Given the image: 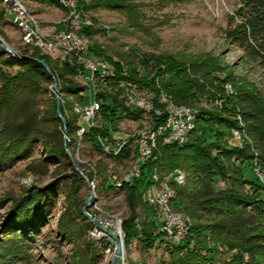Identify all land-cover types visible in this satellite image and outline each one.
<instances>
[{"label": "rangeland", "instance_id": "374dc122", "mask_svg": "<svg viewBox=\"0 0 264 264\" xmlns=\"http://www.w3.org/2000/svg\"><path fill=\"white\" fill-rule=\"evenodd\" d=\"M22 1L29 12L36 17L40 33L45 39H50L61 30H67L68 26L63 24L67 18L66 9L41 1ZM118 1L125 6L123 9L95 7L90 11L85 10L84 7L93 3L79 4L87 16L92 18L94 29L99 30L97 35L90 38V44L99 45L111 56L113 62L119 60L132 62L139 78L143 79H150L155 75L153 69L149 70L137 65L138 60L145 57L172 58L177 62L185 63L203 61L218 66L220 70L212 73L210 78L212 84L208 85L204 95L200 94L188 103L190 106L174 104L165 93L161 92L157 96L149 88L137 85L126 88L120 99L124 100L129 112L137 115L118 111L117 119L109 123L97 114L90 119L83 116L82 110L89 105L92 96L89 87L79 76L77 82L88 89L87 93H82L87 103H84V100L78 102L77 99L62 94L56 73L45 64L46 71L52 78V84L42 85L36 97L37 107L33 114L26 109L7 111L0 107V132L7 118L17 119L30 126L34 124L32 122L34 115L36 118L34 126L39 133H37L38 139L34 143H29L23 156L13 163L7 162L0 167V238H3L10 228L7 221L11 219V209L17 200L29 196L31 190L34 192L39 190L40 192L36 194L42 195L45 203L41 209L42 218H33L35 228L29 229V225L25 224L27 233L23 238L27 243L25 246L27 252L23 259L15 262L16 264H111L116 248L111 234L117 236L122 244L119 264H175L171 261L169 252L185 245L192 226L196 224L184 205L179 202L176 188L194 182L199 176L191 175L184 168H177L172 173H161L155 169L151 175H148L149 186L144 187L143 198L138 201L134 213L138 215L137 224L140 231L145 229L150 232L154 229L156 234H161V237L152 250L145 249L137 240L126 246L123 223L133 215V210L129 202L131 191L126 190L125 186L132 185L143 177L142 165H137L138 132L164 124L168 110L176 106L192 109L195 125L190 133L196 129L197 119L202 111L219 112L223 116H228L226 110H232V118L239 128L232 129L225 140L234 147H242L245 143L252 144L244 130L245 123L239 109H233L227 101L228 97L236 94L235 87L232 83H223L231 76L237 86L254 83L264 90L263 69L236 38L240 26L249 17L247 0ZM11 19L3 0L0 3V38L9 48L19 54L26 52L31 54L33 48L27 47L31 46L43 51L44 54H49L39 43L24 44L22 32L7 22ZM35 45L43 48L40 49ZM0 46L2 47L1 44ZM4 52L7 56H14ZM49 56L52 58L51 64L54 69L55 64L60 68L64 64L78 65L76 60L71 58L64 60L51 54ZM97 57L95 58L103 60ZM107 62L112 64L110 61ZM126 70L127 68L124 67L125 73H128ZM8 71L15 73L18 69H8ZM160 78L165 79L164 75ZM55 83L57 90L54 89ZM99 90L98 87V92ZM140 96L152 103L153 110L147 111L134 104ZM71 100H75V103L72 106L67 105ZM157 103L161 107L157 106ZM156 112L160 114L157 115ZM162 117L165 118L164 122L157 123L156 120ZM68 123H75L73 130L69 129ZM104 126L111 133L108 140L90 132L91 129ZM236 130L240 131V139L236 138L234 133ZM88 132L89 136L86 135ZM93 137L96 141H91ZM163 139H158L155 151L160 144L172 145L166 144ZM46 140L48 144L45 143ZM185 143L177 145L183 146ZM58 145L62 149L60 152L56 151L55 157H52L50 152L56 150ZM125 149L130 151L128 158H118ZM238 167L241 178L249 182L243 188L244 193L264 203V163L258 157H254L247 163H238ZM75 175L82 179V184L72 189V177ZM181 176L183 183L178 182ZM106 183L112 184L114 188L109 190ZM215 187L220 190L232 189L233 185L231 180L217 179ZM167 188L172 195L170 202L173 203L172 206L171 203L169 205L171 211L180 215L187 223L185 232L180 238H173L161 232L164 215L158 205L152 201V195L156 191ZM45 198L49 201L45 202ZM251 212L255 218L252 228L256 232H262L264 212L253 210ZM68 214L74 217L75 226L65 233L60 222L67 220ZM152 222L157 228L152 227ZM108 245L109 249L106 247ZM210 246L211 250L204 254L210 253V258H213L212 264H238L239 259L238 262H233L234 257L239 254L237 250L228 252L226 247L217 243H212ZM247 258L248 256H245V260Z\"/></svg>", "mask_w": 264, "mask_h": 264}, {"label": "trees", "instance_id": "16d2710c", "mask_svg": "<svg viewBox=\"0 0 264 264\" xmlns=\"http://www.w3.org/2000/svg\"><path fill=\"white\" fill-rule=\"evenodd\" d=\"M34 1L59 6L57 0ZM117 1L94 0L92 5L85 6L84 9L90 11L95 7L123 9L125 6ZM2 2L3 0H0V3ZM246 5L249 8V17L240 26L236 38L264 71V0H247ZM7 22L12 24L10 20ZM98 33L99 30L91 27L83 29L79 34L90 39ZM27 47L33 48L32 53L21 54L42 60L48 65L56 73L62 94L71 96L78 102L84 100V103H87L82 94L86 93L87 88L76 80L78 76L81 78L86 72L74 54L65 57L64 60L74 59L80 67L76 64L73 66L64 64L60 68L55 64L54 69L49 54H44L43 51L35 47ZM87 51L90 56H98L97 58L112 63L110 75L105 80H99L100 90L96 94V100L100 106V110L96 114L109 123L117 119L118 111L137 115V113L129 112L124 105V100L120 99V95L126 88L133 85L149 88L157 96L161 92L165 93L174 104L189 105L188 103L196 99L197 96L205 94L208 85L212 84L210 79L212 73L220 70L218 66L203 61L185 63L177 62L172 58L145 57L138 60L137 65L145 69H153L155 75L150 79H143L139 78L137 69L132 62L122 60L113 62L111 56L96 43L90 44ZM124 67L127 68L128 73H125ZM16 68L18 71L15 73L8 71V69ZM162 75L165 77L164 80L159 79ZM223 83H232L235 87L236 94L228 97L227 101L233 109H239L245 123L244 130L252 144L245 143L242 147H234L228 143V140H225L232 129L239 128L237 122L232 118V110H226L228 116H223L219 112L202 111L197 119L196 129L190 133L185 145L160 144L152 156L142 164L143 177L132 185L125 186L126 190L131 191L129 202L133 210V215L125 219L123 223L126 246L137 240L142 247L152 250L155 248L158 238L161 237V234H156L154 229L150 232L145 229L140 231L137 224L138 215L134 213L138 201L143 198L144 187L149 186L148 175H151L155 169L161 173H172L177 168H184L191 175L199 176L194 182L176 188L179 202L184 205L185 210L196 224L192 226L185 245L176 247L169 252L171 261L175 264H212L213 258H210V253L208 255L204 253L211 250L210 244L217 243L226 247L228 252L234 250L239 252L234 257V263L239 259L238 264H264V226L262 232H256L252 228L255 218L251 212V210L264 212V203L254 200L250 195L244 193L243 188L249 182L241 178V171L238 167V163H247L254 157H258L264 163V90L254 83L237 86L235 79L231 76ZM51 84L52 78L39 63L28 58L7 56L0 46V107L7 111H18V108H21V111L26 109L33 114L37 107L36 97L41 91L42 85ZM74 101L67 102V105L72 106ZM157 106L161 107L158 103ZM164 119L162 117L156 122L162 123ZM32 122L34 124L29 126L17 119L7 118L4 120L3 129L0 132V167L7 162L13 163L19 159L23 156L29 143H34L38 139L37 128L34 126L36 123L34 115ZM73 125L75 123H68L69 129L73 130L75 127ZM90 132L95 136L99 134L105 140L111 137L109 129L105 126L96 127ZM86 135L89 136V132ZM57 141L59 144L60 140ZM91 141H96V138L93 137ZM45 143L48 144V140ZM56 147V150L50 152L52 157H55L56 151L60 152L62 149L60 145ZM97 148L99 147L97 146ZM129 154L130 151L125 149L118 158H128ZM72 179V189L82 184V179L77 175ZM217 179L231 180L233 188L217 189L215 187ZM106 186L109 190L114 188L110 183H106ZM38 192L40 191L31 190L29 196L17 200L13 204L10 213L11 219L7 221L10 228L5 232L6 235L0 238V264H16L25 257L27 252L25 249L27 243L23 238L27 233L25 224L29 225V229H33L36 226L33 218H42L43 216L41 209L45 203L42 200V195L36 194ZM46 201L49 199L45 198ZM262 215L264 216L263 213ZM74 221L72 214H68L67 220L60 222L62 230L66 233L67 230L72 229L75 226L73 225ZM151 225L153 228H157L154 222ZM106 247L110 248L109 245ZM214 252L216 251L214 250ZM245 256H248L247 260H245Z\"/></svg>", "mask_w": 264, "mask_h": 264}, {"label": "bare ground", "instance_id": "6f19581e", "mask_svg": "<svg viewBox=\"0 0 264 264\" xmlns=\"http://www.w3.org/2000/svg\"><path fill=\"white\" fill-rule=\"evenodd\" d=\"M5 1L6 0H4V3H5ZM57 2L59 4V7L61 6L62 8L66 9L65 11L68 12L67 13V18H68L70 15V6H67V3L65 0H57ZM70 2H71V5L76 6L75 7V14L78 15V17L83 18V19H81V27H79L75 23H71V19L66 18L63 21V24H65V26L66 25L68 26L67 30L66 29L61 30L60 32L54 34L50 39H45V37L40 33L39 24L37 22L36 17L29 12V10L26 8V6L24 5V2L22 0H17L19 11H8V14H9V16L12 17L11 22L13 21V18H19V12H21V14L24 15L25 25H28V32H30L31 34H34V40H33V39L29 38V36H27L26 33L22 32L24 44L34 45L36 43H39V44L44 46V49L49 54L53 53V54H51L52 56L61 57L63 59L65 57H68L71 54H74L76 56V60L80 63L81 66L84 67V69H85L84 71L86 72V71H88V63L85 62L81 56H77L75 53H82L83 43H85L86 49L90 45L91 40L88 37H82L79 34L84 29L82 27H85V29H86V28H91L94 26H93V23L91 21L92 18L90 19L89 15L87 16L86 12L80 8L79 4L80 3H87L88 4V2L92 3V0H70ZM12 25L15 26L14 23H12ZM64 33H66V36L64 35ZM72 41H74V42H72ZM67 50H73V51H75V53H73L72 51H67ZM91 61L94 64L101 66L103 71H104V72L91 73V75L89 76V84H88V79L86 77V74L82 75V77H81L83 83L91 89L92 105L94 106V116H95V114L100 110L99 103L96 100L97 99L96 94L98 91V88H97L98 82H99V80H105L110 75L112 66L109 62H107L105 60L103 61V60L96 59L95 57H91ZM86 93H87V91H86ZM128 96L131 97L130 95H128ZM141 98L146 99L144 97H141ZM126 100L128 101V99H126ZM134 104L137 106V103L134 102ZM151 104H150V102L146 101V105H151ZM135 105H134V108H136ZM130 107H132V106H130ZM183 111L189 112V115L187 116V126L183 128V132L181 134L180 141H178V143H177L179 145L184 144L185 141L187 140L188 134L190 133V131L193 129V127L195 125V123L193 122L195 116H194L192 109L190 110L189 108H187L185 106H176V107L168 110V115L182 114ZM82 114H83V111H82ZM94 116H91V117H94ZM91 117H89V119ZM234 133H235V131H234ZM236 134H237L236 138L240 139L241 134H240L239 130H236ZM159 138H162V139L164 138L163 141L166 143V131H155L152 128V126L150 127L149 130L139 131L137 134V139H151L147 143V155L149 157L152 156L153 152L157 148ZM166 144H170V143H166ZM138 148H139L138 154H140V147H138ZM179 183H183L182 176L179 178ZM169 195L172 196L170 190H169ZM152 196H153L152 201L158 205V207L161 209V211L164 215V220H163V223L161 226L163 228V231H161V232L164 233V235L166 234V235L171 236L173 238H177V230H170V227H172V214H174L170 209V207L172 206V203H173V202H170L171 198H167V199H165V201H162L160 199V195H152ZM173 199H172V201H173ZM170 203H171V206H169ZM181 220L184 221L182 217H181ZM184 224L187 225V223H185V221H184Z\"/></svg>", "mask_w": 264, "mask_h": 264}, {"label": "built area", "instance_id": "2783aa9c", "mask_svg": "<svg viewBox=\"0 0 264 264\" xmlns=\"http://www.w3.org/2000/svg\"><path fill=\"white\" fill-rule=\"evenodd\" d=\"M67 3V6H70V15L67 19H71V23L77 24L79 27H81V19L78 17V15L75 14V7L74 5H71L70 0H65ZM5 5L7 8V11H19L18 3L17 0H6ZM12 23L15 24V27L18 28L21 32L26 33L29 38L34 40V34H31L28 32V25H25L24 22V15L19 12V18H13ZM85 30V27H82ZM66 36V33H64ZM74 42V41H72ZM67 51H72L75 53L73 50H67ZM53 54V53H50ZM77 56H81L85 62L88 63V71H86V77L88 79V84H89V76L91 73L95 72H104L101 66H98L94 64L91 61V57L88 55V51L85 47V43H83V51L82 53H75ZM90 89V88H89ZM91 92V89L90 91ZM135 103H137V107L141 109H145L147 111H150L151 109L153 110L152 105H146V99L137 98L135 100ZM83 116L89 117L94 116V106L92 105V99L89 105H86L83 108ZM157 115H159V112H156ZM189 115V112L183 111L182 114H177V115H168L165 120L164 124L156 126L154 128L155 131H166V143H178L180 141L181 134L183 132V128L187 126V116ZM235 135L236 131H235ZM151 139H137L138 142V147H140V154H138V162L137 165H142L145 163V161L149 158L147 155V143ZM179 182V181H178ZM153 195H160V199L162 201H165L167 198H171L169 195V189L167 188L166 190H161V191H156ZM186 226L184 224V221L181 220L180 215L177 214H172V227H170V230H177V238H180L181 235L185 232ZM161 231H163V228H160ZM169 232V231H168Z\"/></svg>", "mask_w": 264, "mask_h": 264}, {"label": "water", "instance_id": "95a60500", "mask_svg": "<svg viewBox=\"0 0 264 264\" xmlns=\"http://www.w3.org/2000/svg\"><path fill=\"white\" fill-rule=\"evenodd\" d=\"M0 44L2 45V48L4 49V51L8 52V53H11L13 54L14 56H18L20 58H28V59H31L37 63H39L41 66H43L45 69H47V66L45 65V63L39 59H36V58H31V57H28V56H23L17 52H14L11 48H9L6 43L0 38ZM54 89L57 90V84L55 83L54 85ZM58 110H60V108H58ZM111 236L113 237L114 239V242H115V245H116V248H115V253H114V256L111 260V264H119V261H120V258L122 256V244L119 240V238L113 234H111Z\"/></svg>", "mask_w": 264, "mask_h": 264}]
</instances>
